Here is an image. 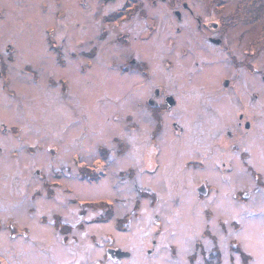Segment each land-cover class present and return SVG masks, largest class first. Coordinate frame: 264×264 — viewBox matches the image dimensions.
I'll use <instances>...</instances> for the list:
<instances>
[{
  "label": "rangeland",
  "instance_id": "obj_1",
  "mask_svg": "<svg viewBox=\"0 0 264 264\" xmlns=\"http://www.w3.org/2000/svg\"><path fill=\"white\" fill-rule=\"evenodd\" d=\"M139 2L0 0V264H264V0Z\"/></svg>",
  "mask_w": 264,
  "mask_h": 264
},
{
  "label": "flooded vegetation",
  "instance_id": "obj_2",
  "mask_svg": "<svg viewBox=\"0 0 264 264\" xmlns=\"http://www.w3.org/2000/svg\"><path fill=\"white\" fill-rule=\"evenodd\" d=\"M138 1H140L139 2V5L141 6V4H142V0H138ZM177 0H171V4L173 5H175V7H176V5H177ZM180 4V9L179 8H176V9H173V14L175 15V17H176V19H177V21L180 19L181 20V18H182V15L184 16V14H183V9H185V8H187V5H185V3L184 2H180L179 3ZM139 10H140V12H143V10H144V8H142V7H140L139 8ZM200 21H201V19H200V17L198 18L197 17V22H198V28H199V26H200ZM202 25L203 26H207V24H205V23H202ZM182 29V28H181ZM178 31H180V29H178ZM159 93V92H158ZM157 95V94H156ZM156 99H159V100H164V101H166V103H165V106L167 107V108H171V107H169V106H171V105H173L174 103H175V101H174V99L172 98V97H170V98H167L166 96H163V98L162 97H160V95H157V98ZM162 101H160L161 102V105L164 103V101L162 102ZM159 107V106H158ZM241 117V116H240ZM245 127L247 128V123H246V125H245Z\"/></svg>",
  "mask_w": 264,
  "mask_h": 264
}]
</instances>
